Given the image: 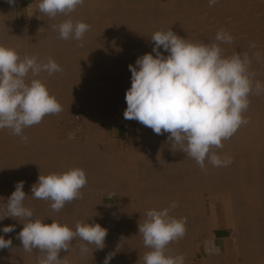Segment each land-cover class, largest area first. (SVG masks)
<instances>
[{
	"label": "bare ground",
	"instance_id": "obj_1",
	"mask_svg": "<svg viewBox=\"0 0 264 264\" xmlns=\"http://www.w3.org/2000/svg\"><path fill=\"white\" fill-rule=\"evenodd\" d=\"M259 1L262 0H219L210 7L208 0H86L70 16L49 19L39 12L38 0H32L27 6L26 21L22 23L18 0L15 5L0 0V44L15 49L21 58L37 55L40 61L47 62L51 57L62 68V72L52 75L41 72L32 77L29 74L27 80L39 79L53 90L57 87L59 93L55 97L62 108L61 101L68 96L75 98L71 94L72 85L77 84L78 99H82L91 118L102 124L97 130L106 132L107 127L116 123L131 125L132 129L127 127L128 137L140 133L137 138L141 143L140 151L147 150L143 157L146 161L139 159L142 156L136 152L125 153L122 147L117 148L109 141V131L88 148L51 143L52 120L48 115L41 123L23 130L27 141L12 135L7 128L2 129L0 214L16 182L24 181L23 190L27 195L24 204L33 211V219L40 218L47 223L55 220L73 230L77 222L89 220L107 229L102 250L89 246L91 250L81 255L79 245L82 242L79 238L72 242L69 252L77 253L78 261L103 264L106 256L114 253L109 264H143V256L150 249L144 246L142 234L138 233L139 223L144 222L147 210H162L176 202L177 207L170 209L169 215L187 218L186 234L167 246V254H182L184 264H235L240 263L239 259L241 264H264V216L261 218L264 210V93L256 95L253 91L249 96V108L244 113L249 123L242 125L230 139L222 141V148L213 149L221 158L231 157L232 163L227 167H213L206 160L205 170H201L185 153L177 150L173 154L167 133L157 135L152 129L123 116L127 107L125 93L131 87L128 65H134L138 57L152 52L150 38L154 32L172 29L178 36L191 41L190 36L202 22L214 20L219 28L211 33L209 43H218L215 36L224 29L234 42H219L220 47L239 53L244 46L236 44L238 40L241 39V44L245 41L256 43L264 35V5L260 6ZM66 19L91 26L82 46L76 40L59 39L58 32L52 30L51 25ZM249 60L250 71L255 73L253 87L255 81L264 84V51L257 52ZM68 91L71 95L67 96ZM70 160L73 164L66 166ZM72 168L85 170L87 184L81 189L82 196L66 203L60 212L52 211L51 201L31 196V187L40 174L63 173ZM103 181L112 187L104 195L101 191ZM115 197L119 199L116 203L105 204L106 198ZM216 203L229 206L233 226L224 228L232 230L231 252L225 240L223 254L212 252L211 247L203 260L197 262V254L202 252L200 248L216 229L211 209ZM13 224L16 226L14 232L0 231V235L12 239L10 251L15 253L17 264H29L31 260L25 256L21 241L17 239L23 224L8 217L0 221V229ZM131 230L137 231L131 233ZM121 235L129 238H121Z\"/></svg>",
	"mask_w": 264,
	"mask_h": 264
},
{
	"label": "clouds",
	"instance_id": "obj_2",
	"mask_svg": "<svg viewBox=\"0 0 264 264\" xmlns=\"http://www.w3.org/2000/svg\"><path fill=\"white\" fill-rule=\"evenodd\" d=\"M15 5L16 0H7ZM86 0H38V10L49 19L59 15L70 16ZM219 0H208L214 6ZM62 40L82 42L91 26L83 21L66 19L51 25ZM152 52L138 57L129 64L131 87L125 93L127 107L124 119L135 120L152 129L157 135L168 134L173 154L181 151L205 170L207 160L213 167H227L231 157L221 158L213 149L223 147L222 141L230 139L249 120L247 112L249 96L264 93V84L255 81L250 71V60L234 53L225 56L219 43L191 42L169 29L159 30L150 38ZM215 40L231 44L234 38L226 30L217 32ZM251 47H255L252 44ZM163 49V51H161ZM164 53H167L165 55ZM155 54V55H153ZM41 72L52 75L62 72L61 66L51 57L40 61L37 55L20 57L18 52L0 44V130L9 129L12 135L27 141L23 130L42 122L46 115L59 114L62 105L50 95L46 85L39 79L27 80L29 74L37 77ZM87 184L86 172L72 168L63 173L39 175L31 187L34 199L51 201L53 212H60L66 203L82 196L81 189ZM24 181L16 182L15 190L4 204L0 221L5 218L23 224L17 234L26 252L38 249L45 253L39 264H63L60 252L69 251L72 242L79 238L81 255L105 247L107 229L95 222H77L75 230L66 224L52 220L51 223L37 218L26 207L27 197ZM177 207L172 202L162 210L150 209L145 220L138 225L143 243L150 251L143 256V264H184L182 254H167V246L186 234L187 218L177 219L169 215ZM15 225L4 226L5 234L15 231ZM12 239L0 235V250L11 248ZM114 253L106 256L109 264Z\"/></svg>",
	"mask_w": 264,
	"mask_h": 264
},
{
	"label": "rangeland",
	"instance_id": "obj_3",
	"mask_svg": "<svg viewBox=\"0 0 264 264\" xmlns=\"http://www.w3.org/2000/svg\"><path fill=\"white\" fill-rule=\"evenodd\" d=\"M259 2H260L259 3L260 6L264 5L263 0L259 1ZM31 3H32V0H18V6L21 9V14L23 17L22 23H25V21H26V18H27L26 15H27V10H28L27 8L31 5ZM33 12H35V10H33L32 13ZM199 27H198L199 29L197 28L198 30L190 36L191 41L203 43V44H212L213 42L209 43V39H210L209 36L211 35L212 32H215V30H217L219 28V24L217 22H215L214 20L207 19L206 21H204V23L202 22L201 26H199ZM207 34H209V35H207ZM240 40H238V42L236 44H238L240 46H244V48H243L244 50L238 53L242 57L247 55V57L250 58L251 56L255 55L257 52H263L264 51V35H262V37L256 43H251L249 41H245L241 44L239 42ZM252 44H255V47H251ZM245 46H247V48H245ZM222 49L224 50V55H226V56H231L234 54L231 50H227L226 47H222ZM245 49H246V51H245ZM74 86L72 85V89L74 91L71 94L75 98H69L68 95H71L70 91L66 92L65 94L68 96V99L61 101V103L62 102L64 103L63 111H61L59 114L48 115V118L52 120V122H50L51 128H50V132H49V135L51 138V143L53 142L55 144H61V145H64V147H68V148L70 146H74V147H78V148H88V146L91 147L92 145H94L96 143V140L101 136V134L103 136H105V135H107V132L109 131L108 132L109 133L108 134L109 135L108 136L109 141L113 142L117 148L122 147L123 152H125V153L136 152L137 155L142 156V157H139V159H141L142 161H146V159H144L143 157H146V151L147 150L140 151L141 143H140V140L137 139V138H139V136L141 134L137 133L136 135L131 136V138H129L127 127H130L132 129V126L131 125L126 126V124H124V123L123 124H121V123L111 124L109 127H107L106 132H104L103 129H102L103 131L97 130V128L99 126H101V128H102V124L97 123L98 121L91 118V115L87 112V108H86L85 104H83L84 102H82V99H78V96L75 93V90L78 89L79 86L77 84ZM46 87H47L50 95H52V96H55L57 93H59V92H57L58 91L57 87H55L53 90V88L50 85L47 86V83H46ZM51 116H53V118ZM124 145H126V146H124ZM147 148H149V145H147ZM72 164H73V161L70 160L67 162L66 166H71ZM102 185H103V187H102L101 191L103 192V195L105 194V192L109 191L110 188H112V187L109 188L108 184H106L105 181L102 182ZM205 197H206L205 198L206 199V206H207V209L209 210V206H210L209 205V199H208L207 195ZM90 200H94V198H91ZM118 200L119 199L117 197L106 198L105 204L110 205V204L116 203ZM89 203L91 204V202H89ZM226 205L227 204H224V203H216V204L212 205L211 209H212V213H213L212 215H213V218L215 221L214 223L216 224V226L220 225L221 228H224L226 225H229L228 227L232 228L231 226H233V221L229 215V206L228 205L226 206ZM262 213L263 214H261V218L264 216V210ZM216 229H218V228L216 227ZM136 231L137 230H131V233L136 232ZM228 233L227 232H221V233H218L217 236H226V235L229 236L230 235V237L228 239H226L227 247H228V250L230 251L232 248V240H231L232 230H229ZM214 234H215V232L210 233V237L211 236L212 237L210 238V240L206 241L207 243L202 248H200L202 250V252L201 251L198 252V254H197L198 260L195 259V260H197V262L203 260L202 259L203 255L205 256V252L208 248L210 250L211 247L214 248L216 246V249H218L219 251H221V249L223 250L225 240L216 241L214 238ZM121 238L127 239L129 237L127 235H121ZM131 248H132V245H131ZM10 250H11V248H6V249L0 250V264H17V263H19L17 258L15 257V253L12 252L13 250L12 251H10ZM37 250L38 249H34L31 252H26V251L24 252L25 256H27L31 260V261H29V264H32V263L33 264H39V262H38L39 259L45 258L46 254L43 252H39V250L38 251ZM60 258L64 262V264H68V263L83 264L80 261H78L79 258H78L77 253H75V252H69V251L64 252L62 250L60 252ZM237 258H239V257H237ZM239 260H240V263L238 262L237 264H241V259H239ZM227 264H230V263L227 262Z\"/></svg>",
	"mask_w": 264,
	"mask_h": 264
},
{
	"label": "crops",
	"instance_id": "obj_4",
	"mask_svg": "<svg viewBox=\"0 0 264 264\" xmlns=\"http://www.w3.org/2000/svg\"><path fill=\"white\" fill-rule=\"evenodd\" d=\"M215 222V221H214ZM219 226L220 225H218V226H216V224H215V228L217 227L218 229H215V234H214V238H215V240L216 241H223V240H226V239H228L229 237H230V235L228 236V235H226V236H217V234L218 233H221V232H229V229H227V228H219ZM229 234V233H228ZM224 247V246H223ZM212 252H218V253H220V254H223L224 253V248H223V250L221 249V251H219L218 249H216V246L214 247V248H212V250H211ZM223 252V253H222ZM206 253V252H205ZM63 264H64V262H63ZM68 264H72V263H68ZM230 264H232V263H230ZM235 264H237L236 262H235Z\"/></svg>",
	"mask_w": 264,
	"mask_h": 264
}]
</instances>
